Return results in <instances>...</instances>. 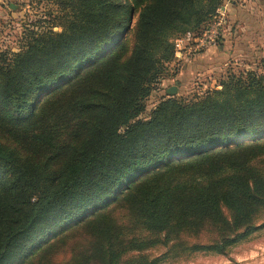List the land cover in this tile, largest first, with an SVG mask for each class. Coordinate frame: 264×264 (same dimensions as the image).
<instances>
[{
	"label": "trees",
	"instance_id": "16d2710c",
	"mask_svg": "<svg viewBox=\"0 0 264 264\" xmlns=\"http://www.w3.org/2000/svg\"><path fill=\"white\" fill-rule=\"evenodd\" d=\"M57 1L62 13L54 17L62 20L61 31L50 27L30 31L22 49L0 62V106L16 117H30L34 127L39 123L35 109L37 115L49 117L47 107L61 101L64 107L77 110L71 118L82 111L97 112L89 122L85 117L84 140L59 168L24 158L0 142V264H14L52 231L95 208L149 169L239 138L264 135V76L253 70L229 73L219 88L194 101L165 98L148 118H139L144 100L174 60L170 34L199 35L222 0H143L124 75L116 79L106 98L95 102L50 98L36 106L40 94L111 52L124 38L132 17L130 0ZM201 196V210L206 212L215 201L209 193ZM162 208L149 212L159 231L168 227V221L158 215L170 206Z\"/></svg>",
	"mask_w": 264,
	"mask_h": 264
},
{
	"label": "rangeland",
	"instance_id": "374dc122",
	"mask_svg": "<svg viewBox=\"0 0 264 264\" xmlns=\"http://www.w3.org/2000/svg\"><path fill=\"white\" fill-rule=\"evenodd\" d=\"M143 2H128L133 6L132 17L124 38L111 52L56 85L55 95L53 89L40 94L35 105L50 98L92 102L106 98L116 79L124 75L123 65L137 36ZM61 13L57 0H0V62L9 61L22 49L30 31L48 27L61 31L62 20L54 17ZM197 36L173 32L170 40L174 44L176 39L187 37L193 42ZM193 53L197 51L188 55ZM181 64L182 60L174 57L166 66L164 76L144 100L139 118H148L168 97L182 103L194 101L219 88L229 73L253 70L264 76V57L248 65L229 60L210 76L185 75ZM72 83L74 86L64 94L62 90ZM170 83L177 87L173 94L167 92ZM63 104L47 107L52 114L49 117L37 115L35 109L36 127L30 117H16L9 108L0 106V142L24 158L59 168L84 140L88 131V124H83L85 117L89 122L97 112L82 111L71 118L77 110ZM205 193L215 202L203 212L201 195ZM234 198L247 201L238 204ZM165 204L170 208L158 216L168 221V227L159 231L149 212L163 210ZM14 264H264V135L239 138L149 169L95 208L52 231Z\"/></svg>",
	"mask_w": 264,
	"mask_h": 264
},
{
	"label": "crops",
	"instance_id": "0c3cea01",
	"mask_svg": "<svg viewBox=\"0 0 264 264\" xmlns=\"http://www.w3.org/2000/svg\"><path fill=\"white\" fill-rule=\"evenodd\" d=\"M223 1L220 9L225 12V24L218 45L188 56L183 52L178 59L185 75L210 76L229 60L248 65L264 57V0ZM170 86L176 85L170 83L166 88Z\"/></svg>",
	"mask_w": 264,
	"mask_h": 264
},
{
	"label": "built area",
	"instance_id": "2783aa9c",
	"mask_svg": "<svg viewBox=\"0 0 264 264\" xmlns=\"http://www.w3.org/2000/svg\"><path fill=\"white\" fill-rule=\"evenodd\" d=\"M225 24V12L220 8L217 9L215 15L208 21L199 36L195 37L191 42L187 37H180L174 42L175 57L183 56L198 51V49H210L218 45V40Z\"/></svg>",
	"mask_w": 264,
	"mask_h": 264
},
{
	"label": "water",
	"instance_id": "95a60500",
	"mask_svg": "<svg viewBox=\"0 0 264 264\" xmlns=\"http://www.w3.org/2000/svg\"><path fill=\"white\" fill-rule=\"evenodd\" d=\"M176 91H177V87H176V86H170V87L167 88V92H168L169 94H173V93H175Z\"/></svg>",
	"mask_w": 264,
	"mask_h": 264
}]
</instances>
